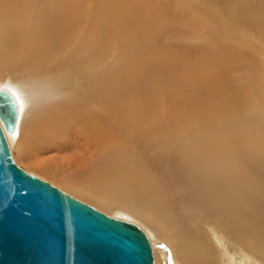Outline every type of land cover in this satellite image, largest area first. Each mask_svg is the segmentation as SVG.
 Here are the masks:
<instances>
[{
	"label": "bare ground",
	"instance_id": "6f19581e",
	"mask_svg": "<svg viewBox=\"0 0 264 264\" xmlns=\"http://www.w3.org/2000/svg\"><path fill=\"white\" fill-rule=\"evenodd\" d=\"M177 1L178 6L189 7V0ZM203 1L207 12L199 9L183 22L191 28V36L205 37L201 55L188 61L190 58L159 46L158 37L170 20L166 23L164 13L153 4L150 8L146 0H0V74L2 67L15 65L26 73L17 82L0 78V87L10 88L20 103L17 127L6 135L17 163L32 161L25 165L30 172L36 173L33 166L37 164L59 174L50 161L38 159L51 148L74 145L86 153L85 183L69 177L89 201L73 188L64 189L55 179L48 180L114 216L140 224L152 241L157 264H168L170 255L176 264H250L238 242L259 249L264 256V207L261 205V213L260 200L248 194L244 161L246 157L253 161V153L264 149L263 136L257 129L261 136L254 138L252 148H233L227 143V133L231 141H237L238 135L218 130L223 112L218 115L214 136L194 135L187 122L199 114L202 105L190 83L221 87V64L217 63L222 60L219 54L222 58L227 55L218 50L217 40L222 37H213L214 27L225 26L230 35L237 34L245 43L251 41L261 30L244 17L258 14L264 0H245L242 7L228 9L225 16L214 10L216 1ZM82 19L92 24L90 30L81 25ZM129 40L134 53L122 60L113 56V60L111 56ZM73 42L75 53L68 51ZM56 43H61L60 49L53 48ZM253 61L254 74L250 73L263 88L264 70L258 60ZM158 66L170 75L149 70ZM137 82L145 86L144 92H125ZM172 88L191 97L188 109L181 103L183 107L168 110L165 100ZM254 91L248 93L244 112L249 109V117L259 115L252 117L260 121L264 106ZM213 102L210 110L220 111L217 100ZM174 103L180 104L177 99ZM120 201L129 207L121 206ZM213 226L227 232L226 236L216 231L213 239ZM227 234L238 240L231 237L234 250L226 245Z\"/></svg>",
	"mask_w": 264,
	"mask_h": 264
},
{
	"label": "rangeland",
	"instance_id": "374dc122",
	"mask_svg": "<svg viewBox=\"0 0 264 264\" xmlns=\"http://www.w3.org/2000/svg\"><path fill=\"white\" fill-rule=\"evenodd\" d=\"M146 1H148L147 3L149 4V7H150V5L153 4L152 7L153 6L158 7V10H160L161 13H164V19H165L166 23L168 22L167 19L170 20L168 22L169 24H167L168 25L167 28L165 27L164 32L162 31L163 33H161L160 36L158 37L159 46L166 48L167 50L171 51L172 53H176V54L185 56L187 59L190 58L191 60L188 59V61H193L194 60L193 58H198L201 55L200 52L203 51V48H201V43H202V41L205 40V37L200 36L198 34L191 36V34H192L191 28H189L188 25L183 24V22L186 21V18L187 19L189 18V16L191 15L192 12H194V13L198 12L199 9L202 12L204 10H205V12H207V10H206L207 6L204 3V1L203 0H193V1L189 0L186 2V6L189 3V7H182V5L178 6L177 4L179 1H177V0H146ZM214 1H216L214 4V10L215 11L216 10L221 11L222 16H225L228 14V12H227L228 9H230V8L238 9V8L242 7L245 0H214ZM155 7H153V8H155ZM54 9L56 10V8H54ZM52 10L50 12L52 14H54V10L53 11ZM38 12H40V10ZM244 20L255 22V25L257 24L256 26L260 27V30H261L259 33H257V36L255 38H253L251 41L248 40L247 43H245L243 40L238 39L237 34H234V35L231 34L230 35L229 34L230 32L227 30V28L225 26L224 27L223 26H215L214 27V31L212 33L213 37H214V35L215 36L220 35L222 37V38H219L217 40L218 50H219V52H222V53L227 55V57L223 56V58H222V54H219L220 59H222V60H220V62L218 61L219 63H217L218 65L221 64L220 69H219L220 70L219 71L220 77L222 78V83L219 85L221 87H216L215 85L204 83V82L190 83V86L193 85L192 89L194 90L196 98L201 99L199 101V103L200 104L202 103V105H201V108H200L198 115L195 113V117L194 116L189 117L188 122H187L189 124V131L193 132V134L198 136V137H201L204 134L208 135V133L209 134L211 133L210 135L214 136V134H216V132H217V131H214L215 130L214 128H215V124L218 123V119H217L218 115L220 112H223L224 117L221 118V121L219 122L218 130L224 131L223 129H225V130H229L231 133L233 132L234 134L238 135L237 141H231L229 139V136L231 134L226 132L228 135L227 136V143H228V145H230L233 148H236V147L237 148L238 147L252 148V146L254 145L253 140L255 137L262 135L263 139H264V118L261 120L259 119L260 121H257L256 117L259 115L252 114L249 117V113H248L249 109L248 110L246 109V111L244 112V110H245L244 106H247V104H246L247 103V96H248L250 89H255L254 93L256 94V97L259 98V103L260 102L263 103L262 106H264V87L263 88L258 87L256 80L252 76V74H254V72H251L252 69H254V67H255V65L253 64L254 63L253 60H258L261 64V69L264 70V5L259 7L258 14H256V15L248 14V15H246V17H244ZM81 21H82V23H84V24H82L80 22L83 27L85 25L87 26L86 28L84 27L85 30L91 29V26H92L91 23L88 24V21L85 19H82ZM102 22H104V19L102 20ZM101 25L105 26L106 23H102ZM102 29H103L104 34L101 36L104 37V35H106V31L104 30V28H102ZM13 31H14V29H13ZM16 35H17V32H16ZM106 37H109L108 34H107V36H105V38ZM202 37L204 38V40H202ZM226 39H228V40L226 41ZM231 40L233 41L232 44H231V42H232ZM128 43H130V45ZM74 44L75 43L73 42L70 49H68V51L71 53L76 52L75 51L76 48H75ZM131 44L133 45V43H131L130 40H129V42L127 41L125 44L122 45L123 47L120 46L122 49L119 47V49H117V51L111 57L114 56V57H116V59H117V57H119V60L121 58H123V59L128 58L130 56L129 54L134 53L133 51L130 50ZM60 46H61V43H59V44L56 43V45H54L53 48H58ZM128 46H130V47H128ZM229 46H232V48ZM81 47H82V49H86V47H84V48H83V46H81ZM58 49H60V48H58ZM102 49L104 50L103 47H102ZM100 50H101V48H100ZM125 50H127V51H125ZM224 50H226V51H224ZM68 51H67V54H68ZM125 52H126V57L124 54ZM106 56H107V54H106ZM111 57H108V58H111ZM114 57L112 59L116 60ZM223 59H225V60H223ZM242 62H244V63H242ZM221 68H223V69H221ZM151 69L155 70V71H162L164 76L170 75V74H168L169 73L168 71H165L164 68H161L159 66L158 67H149V70H151ZM22 73L23 72L21 70H19L16 67V65L13 67L4 66V67H2V72L0 74V78L1 79L3 78V80H11L12 79L13 81L17 82L18 79H20L19 81H21V78L26 77V73H23L24 75ZM152 73L153 72H151V74ZM224 78H226V79H224ZM194 84H195V86H194ZM200 84H202V85H200ZM204 84L208 87H206ZM199 85H200V87H199ZM210 86H213V87L210 88ZM128 88L126 89L125 92H130L132 90L136 93L141 94L142 92L145 91V86H143L142 83L140 84V82H137L133 87H128ZM208 89H210V90L208 91ZM177 90L178 89L173 90V88H172L170 90L169 96L167 97L168 99L166 98V100H165V105L167 106L168 110H170V112L178 109L179 107H183V105H185V107H183V108L187 107V109L192 105L191 104L192 103L191 97L187 96L186 94L182 95V94L178 93ZM216 90H218L217 93L215 92ZM220 90H222V91H220ZM212 91L214 94H212ZM215 95H217V96L219 95L218 96L219 99ZM220 95H222V96H220ZM210 97H212V99ZM216 97H217V99H216ZM175 99H177L180 104L174 103ZM207 99H210V100L208 101ZM214 99L217 100V103L220 105V107H222V109H225V110L228 109V110L224 112V111H221L222 109H220V111H219L218 110L219 106H217V104H216L215 108L218 110V112L211 111L209 107L211 106L213 108L214 105L213 104L211 105V103H214L213 102ZM242 101H244V102H242ZM200 104H198L199 107H200ZM234 106H235V108H234ZM242 107H243V109H239ZM235 109H237V112ZM254 110H257V109H254ZM212 112L213 113L215 112V113L213 114ZM201 113H202V115H201ZM241 113H243V115L246 114V115H244L245 119L241 118V117L244 118V116ZM203 114L204 115L209 114L210 117L208 118L209 115L204 116ZM237 114H239V115H237ZM253 115H255L256 117H252ZM227 116H228V120H227ZM235 116H237V118ZM262 117H264V115ZM215 119L217 121H215ZM232 119H234L238 123L233 122L234 120H232ZM237 119H239V120H237ZM196 120H198V121H196ZM247 120L252 125H250L247 122ZM232 125H235V127ZM253 127H254V129H253ZM250 128H251V130H250ZM193 129H195V130L197 129V130L194 131ZM202 130L205 132H203ZM256 130H257V132L259 131L258 133H260L261 135H258V133H256ZM219 133H221V132H218V134ZM248 137H250V138L246 139ZM243 139H244V141L242 142ZM232 144H234V146ZM11 151H12L13 157L15 159V151L12 148H11ZM253 151H255V150H253ZM16 154H17V152H16ZM253 155L255 157L253 159V161H251L248 157H246V160L244 161V166H246L245 173H244V177H245L244 181H246V184H247V182H249L247 185V188L249 190L248 194H250V197L254 196L257 198L258 201L260 200L259 201L260 205L258 207L261 209L260 212L262 213L263 209H264V208L262 209V207H264V184H263L264 183V149L262 151H259V152L255 151V153H253ZM38 159H44V160L50 161V164H52L53 167L56 166L60 172H59V174L55 175L54 173H52L50 171V173H51L50 174L49 170L46 169V171H45V168L43 169L42 166L36 164L33 166L35 168V169L34 168L33 169H34V171H36V173L35 172H33V173L37 174V172H38L42 178H45L47 180L49 178L53 179V180L55 179L54 181L61 184L64 187V189L67 188L68 190L69 189L71 190V188H73L72 189L73 192L78 196L82 197L84 195L83 192L79 189V187L77 188V185L74 186L75 183H72L74 181L71 180L72 178H74L76 180L79 179L78 181L82 180L83 181V182L81 181L82 183H85V181H86L85 174L87 173V170H88L87 169L88 156L81 149L77 148L74 145H73V147H67V148L55 147V148H51L50 150H46L43 153H41L39 155ZM15 161H16V159H15ZM29 163H32V161H29V160L26 161L23 159L22 163L21 164L18 163V164L20 166H22L23 168H25L26 170H28L25 167V165L29 166ZM40 168H41V170H40ZM42 169H43V171H42ZM46 172L49 174H46ZM251 172H253V173H251ZM62 173L65 175L63 176ZM56 176H58V179L61 177L60 180H58ZM65 176L68 177L70 179V181H69V179L64 178ZM69 176L72 178H70ZM63 179H66V181ZM50 182H52V181H50ZM53 184H55V183H53ZM251 186H252V188H251ZM255 186H257L258 188ZM254 192H256V194ZM252 193H253V195H252ZM84 196H83V198L88 199L87 201H89L88 195H84ZM253 202L255 203V201H253ZM88 203L92 204L91 202H88ZM120 203H121V206H123V204L126 205L125 202L120 201ZM251 205H253V204H251ZM261 205H262V207H261ZM127 207H129V206H127ZM257 212H259V211L255 210V213H257ZM260 212H259V214H261ZM137 213H139V212H137ZM262 215L264 216V214H262ZM263 216L261 218L262 221H264ZM261 219H260V221H261ZM260 223H262V222H260ZM263 225H264V223H263ZM263 225H261V226H263ZM213 227L211 228L212 231L210 230V232H211L210 235L212 236L213 239H214V236L216 234L215 233L216 231H221L222 233L224 232L223 230L217 228L216 226H213ZM213 233H215V234H213ZM226 233L227 232H224L223 235L226 236ZM218 235L220 236V234H218ZM229 236H230V240L227 241L226 245L229 249H232L234 246L233 239H236V237L232 234L228 235V237ZM231 237L233 238L232 240H231ZM242 243L243 242H241V243L238 242L240 247L242 245L244 250H246V255H245L246 259L245 260L248 263L253 264L255 262L254 260L257 259L256 260L257 262H255V263L264 264V260H263L264 256L259 252L260 251L259 249L250 248V247H249L250 249H248V246L245 243H243V244ZM153 248H154V246H153ZM233 250H234V248H233ZM154 255H155V264H157V256H156L155 250H154ZM231 256H232V254H231ZM252 257H253V259L255 257V259L253 260ZM261 257H263V259ZM228 259H229V256H227V260ZM175 261L176 260H175V258H173V255H170L168 264H176Z\"/></svg>",
	"mask_w": 264,
	"mask_h": 264
},
{
	"label": "water",
	"instance_id": "95a60500",
	"mask_svg": "<svg viewBox=\"0 0 264 264\" xmlns=\"http://www.w3.org/2000/svg\"><path fill=\"white\" fill-rule=\"evenodd\" d=\"M20 103L0 87V264H155L137 222L114 216L20 166L6 135Z\"/></svg>",
	"mask_w": 264,
	"mask_h": 264
}]
</instances>
